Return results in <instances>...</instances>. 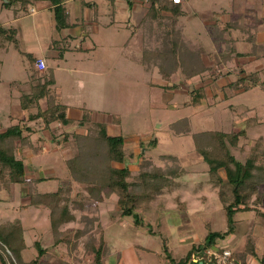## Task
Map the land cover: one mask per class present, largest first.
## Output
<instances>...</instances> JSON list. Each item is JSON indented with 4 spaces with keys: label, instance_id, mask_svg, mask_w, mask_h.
Returning <instances> with one entry per match:
<instances>
[{
    "label": "rangeland",
    "instance_id": "rangeland-1",
    "mask_svg": "<svg viewBox=\"0 0 264 264\" xmlns=\"http://www.w3.org/2000/svg\"><path fill=\"white\" fill-rule=\"evenodd\" d=\"M198 1L200 2V0H194L191 4L196 10L190 7L185 8L184 3L182 5V8L186 10V16L183 19L186 23L184 31L187 37L195 43L201 42L209 50L210 47L208 45H210L211 41L207 37L205 27L201 22L206 19L205 16L208 14V9L214 6V2L211 4L206 3L207 6H199ZM255 1L253 7H255ZM261 5L263 4L261 3ZM256 8L253 15L259 16L261 14L260 8L258 6ZM260 27L259 29H255L256 31L254 32L262 33L264 27ZM246 36L248 35L246 34ZM24 44L25 42L22 40V45ZM135 44L140 45L141 43L139 41H132L130 48ZM241 46L239 44L237 45L238 48H241ZM262 46H264V43H262ZM118 48H122V45ZM3 60V70L6 72V69H8L10 71L9 76L12 79L10 82V79H4L2 81L1 77L0 82L5 83L4 85H6L5 87L8 90L9 88L11 90V82H13L19 87V89L13 90V92L16 95L23 93L28 73V61L24 56L17 53L16 56L10 57L9 59L4 57ZM262 60H264V57ZM117 61H124V59H117ZM209 64L210 69L208 68L209 72L207 74H210L214 80L218 78H224L225 80L230 78L234 80L241 74L242 69L247 71L246 67L239 65L235 60H229L224 63L217 56L211 62L209 61ZM65 65H69V61ZM131 65L133 71L132 78L130 79H124V76L126 77L124 72L123 74L119 72L106 73L99 79L101 80L99 91L103 95L100 106L105 108V111H103L104 108L100 110L102 114H100L99 120L106 122L109 115L116 114L119 116L121 119L122 134L126 139H133V137L142 135L149 136L153 134L156 136L158 134L169 133L167 129L169 130L168 125L171 122L186 117L191 124L192 132L203 130L230 132L243 129L245 135L239 139L237 147L230 146L233 156L241 161H244L249 147L257 139H262L264 143L263 72H259V81L255 85H251L249 89L237 93H232L233 91L230 85H225L222 81H216V86L212 90L213 93L215 92L216 98L213 99L210 97L205 103L207 104L206 106L203 103L202 106L196 107L190 104V100L192 99H190V95L179 92L176 88H163L150 84L145 85L142 78L145 79L146 74L142 66L134 62ZM250 69L248 70L251 71ZM42 73L46 74V70ZM79 76L81 75L76 74L75 78ZM72 84V82L69 83L67 81L65 72L59 71L57 73L54 88L56 92L58 88H61L64 100H72V96H70V94H73L71 92L73 89ZM75 84L78 85L77 82ZM74 89L75 91L79 90V88ZM222 94L225 99H223ZM12 109L13 107L11 106L10 111ZM5 116L4 110H0V119L2 121L3 119L5 120ZM87 126V123L83 125L76 124L75 127L79 129L78 131L82 132H74L73 129L70 132L84 134ZM190 136H171V143L160 142L154 151L150 150L152 146L148 144L151 140L148 142H140V148L138 147L139 150L142 149L141 151L149 159L148 161H151L156 166L162 168L178 166L177 170L172 169L176 174L171 176L170 180L180 176L194 183V179H196L195 182L197 184L193 187L195 189L194 196L196 197L194 198L195 201L189 199L190 205L194 207L193 202H195L203 207L199 205L200 208H198L200 210H197V212L189 216L185 212L175 210L176 208L172 209L174 207L172 194L166 196L167 199L163 201L164 196L161 191L155 198L151 208H141L138 210L139 214H142L143 217V227L132 226V228H126L125 223L131 225V217H125L124 219L126 220L122 221L121 217L117 215V213H120V210L116 206V196L109 189H99L84 183L72 182L74 186L71 184L67 202L73 214V219L60 226V231L63 233L67 229L71 230L69 239L66 241L55 243L50 228L48 210L36 208L32 205L27 206L26 209L21 207L19 205L18 193L14 194V197L11 198L8 193L0 192V198L5 199L0 201V225H4V227L0 228L4 231L9 226L18 224L24 229L23 239L25 247L21 249L23 262H27L37 255L36 248L33 245V242L37 241L45 250L42 259L47 264H61L62 262L89 264L91 257L84 249L83 244L87 240L88 235L92 233L95 237H98V227L102 231V237L106 247V255L103 258L106 264H117L119 251L128 245H152L154 249L157 248L160 251L171 249L175 256H182L185 254L188 245L195 242L193 237H196L195 244H198L202 241L208 229L223 230L226 227L224 210L214 188L211 186L209 180L210 186L202 185L204 182L202 180L204 179V173L201 171L202 167L194 163L195 159L198 160L201 157L194 149L193 140ZM66 142L70 146L71 157L77 152V147L71 138L67 139ZM127 143L124 144L126 162L130 165L132 172L136 173L140 166L139 156L141 154L139 150L137 153L129 152V145ZM239 147L242 149L239 150ZM159 153L171 154H168L170 157L161 158V154ZM171 156L174 158H171ZM49 158H55L52 164L57 175H63L67 172L64 164L60 162V158L55 152L36 155V159L43 161ZM258 161L264 165V156L259 157ZM202 164L207 167L205 162ZM84 187H89V191H85L86 189ZM187 187L189 188V184ZM95 188L97 189V193L94 192ZM15 189L17 190V188ZM77 189L82 190L79 192V195H81L80 201H74L72 198L74 197L73 194L78 193L76 192ZM99 191L106 196L105 199L100 196L101 193ZM158 204H164L166 209L161 213L159 222L149 223L151 219L149 216H145L144 212L152 210ZM259 207L264 212V196L262 204ZM74 215H76L75 217L77 219L74 218ZM235 219L234 232L228 235L224 241H219V244L226 245L230 249H235L236 254L241 252L239 249L243 245H247V242L263 249L264 217L250 210L237 212ZM142 253V250L131 247L127 250L126 254L139 258L138 255L141 256ZM0 254L5 264H12V261H14L12 253L6 248H2L1 245ZM205 256L207 255L205 254ZM136 263L156 264V259L153 255L146 256L145 254L141 260L136 259ZM0 264H2L1 260Z\"/></svg>",
    "mask_w": 264,
    "mask_h": 264
},
{
    "label": "crops",
    "instance_id": "crops-1",
    "mask_svg": "<svg viewBox=\"0 0 264 264\" xmlns=\"http://www.w3.org/2000/svg\"><path fill=\"white\" fill-rule=\"evenodd\" d=\"M254 1L255 0L198 1L199 6H207L206 3L211 4L214 2V6L208 9V14L205 16L206 19L201 22L205 27L207 37H209L211 41L210 45H208V47H210L209 50L203 46L206 50L205 56L211 54V58L206 61L208 68L210 66L209 61L211 62L213 58L216 56L218 57V53L225 50L226 53H229L227 56L229 59L227 61L235 60L239 65L247 68V71L242 69L239 76H244L252 72L257 73V75L259 72L264 73V60H262L264 57V46H262V43H264V30H262L264 27V0H256L255 7H253ZM192 2H194V0H181L178 4L181 13L177 18V23L180 24L184 36L191 42H194L185 34L184 29L186 28V23L183 19L186 16V10L182 8L184 3L185 8L190 7L196 10V8L191 5ZM261 3L263 5H261ZM257 6L260 8L261 14L259 16H254L253 14ZM57 7H60L64 11L65 27L60 29L56 27L57 20L55 17V9ZM147 14V4L141 2V0H0V25L6 28H14L17 38V45L12 42H5V44L0 47V81L1 77L2 81L4 79H10L9 82L11 81L12 77L9 76L10 71L6 69V72H4L3 70V58L6 57L9 59L10 57L16 56L17 53L24 56L28 61V73L23 93H29V60H35L39 57L44 58L47 66L46 73L50 71L54 78L52 89L54 90L57 101L67 107L68 115L73 118V122L68 125H61L59 122H53L50 124V127L46 129L40 118L34 120L27 119V112L22 110L20 106V97L22 93L16 95L13 92V90L19 89V87L11 82V90L10 88L8 90L5 87L6 85H4L5 83L0 82V110H4L6 115L5 120L3 119L2 121L0 119V131L15 124L25 127L22 140L15 150L16 157L21 159L24 163L25 180L21 183H3L0 180V192L8 193L11 198L14 197V194L18 193L19 205L26 209L27 206L32 205L29 202V193L54 192L60 184V181L70 177L68 169L65 166V161L70 157L71 149L68 142L61 140L62 133L64 131L70 132L72 129L74 132H82L78 131L79 129L75 127L76 124H78L82 109L90 110L93 119H99L100 114H102L100 110L104 108L100 106L103 95L99 91V86L101 85V80L99 79L106 73L111 74L119 72L123 74L124 72L126 75L124 79H130L132 78L131 75L133 71L131 64L133 62L138 63L142 66L146 74V78H142L145 85L150 84L163 88H176L179 92L190 95V99L195 93L202 92L203 96L199 101L194 103L193 99L190 100V104L196 107L202 106L203 103L205 104L210 97L213 99L216 98L215 92L213 93L212 91L216 86V81H222L225 85L228 84L231 86V83H234L239 77L237 76L234 80L230 78L226 80L224 78L214 80L210 74H207L209 68L202 74L186 80L182 79L178 74L166 80L161 77L156 66L146 69L138 59L143 53L144 37L148 32L146 28L148 24L142 27V22ZM247 18L249 19L247 20ZM260 26H263L261 29L263 32H254L256 31L255 29L261 28ZM214 28H216L217 33H221L214 35ZM246 34L248 36H246ZM22 40L25 42L24 45H22ZM132 41H139L141 44H135L130 48V43ZM238 44L242 45L241 48L237 47ZM121 45L122 48H118L121 47ZM122 58L124 61H117V59ZM67 61H69V65H65ZM59 71L65 72L67 81L73 83V91L71 90L73 94H70L72 100L63 99L61 88H58L57 92L55 91L54 85ZM76 74L81 76L75 78ZM258 77L257 82L259 81ZM75 82H77L78 85L75 84ZM240 85L241 83H239V86ZM74 88H79V90L75 91ZM232 91V93H237L242 90H234L232 88ZM222 96L223 99H225L223 94ZM38 105L41 109L44 108V96L39 98ZM206 105L207 104H205V106ZM11 106L13 109L10 111ZM103 111H105V108ZM112 115L118 118L117 122L112 120ZM112 115H109L105 122L107 133L111 135L122 133L120 117L116 114ZM167 131L169 133L158 134L156 136L153 134L149 136L142 135L135 138L133 137V139H126L125 137V142H128L129 152L137 153L140 142L142 141L148 142L154 138L156 144L150 149L154 151L160 142L171 143V136H183V134L176 135L168 129ZM184 135L190 136V134ZM54 136H56V138H54ZM141 150H139V153L144 154ZM49 152H55L56 155H58L60 162L64 164L67 170L65 174L57 175L52 164L55 158H49L46 161L36 159L37 154L45 155ZM159 154L162 156L171 153ZM194 163L202 167L201 171L204 173V179H202L204 182L202 185L210 186L207 167L202 164L203 161L201 159H195ZM194 180L196 181V179ZM195 181L192 183L191 180L189 181L185 179V177L180 176L171 180L169 179L162 188V195L164 196L162 200L165 201L167 199L166 196L172 194V201L174 203L172 209L176 208L175 210L179 212H185L187 216L197 212V210H200V204L193 202L194 207L190 205V200L195 201L194 198L196 197L194 196L195 189L193 188L195 184H197ZM188 184L189 188L187 187ZM72 186H74V184H72ZM15 188H17V190ZM84 188L86 189L85 191H89V187ZM94 190V192L97 191L96 188ZM81 191V189H77L76 192L78 193L73 194L74 197L72 198L74 201L81 200V195H79ZM100 191L102 192V190ZM100 196L104 199L106 197L103 193H101ZM84 199L86 198L84 197ZM3 200L5 199L0 198V201ZM200 206L203 207L202 205ZM35 207L48 210V208L41 205ZM165 209L166 206L164 204H158L156 207H153L152 210L144 212V215L150 217L151 221L149 223H154L155 221L159 222L161 213L164 212ZM117 215L121 217L122 221H125L126 219L124 218L128 217L121 216L120 213H117ZM75 216L76 215H74V218L77 219ZM140 217L142 225H138L137 227L142 228L144 225L142 214H140ZM125 226L126 228H132L134 225L131 221V225L125 223ZM0 227H4V225L1 224ZM0 231H3L2 228H0ZM193 238L196 242V237ZM192 244L188 245L185 254L182 256H175L171 249H165L164 251H160L157 248L154 249L152 245H128L119 251L117 264H138L136 263V259L141 260L145 254L146 256H155L156 264H170L169 255L174 259H180L187 254L192 246H196ZM131 247L142 250L143 253L141 256L138 255L139 258L134 255L129 254V256L126 254L127 250ZM245 247L246 246L243 245L239 251L244 250ZM231 250L234 251L235 249L231 248ZM263 250L264 248L260 249L257 245H253L254 253L248 254L245 257V264H264V261L260 259ZM105 255L106 247L100 264H106L105 261H103ZM190 261L194 263L200 261L201 264H207L206 257L197 255L196 253H191ZM237 263L240 264V262Z\"/></svg>",
    "mask_w": 264,
    "mask_h": 264
},
{
    "label": "trees",
    "instance_id": "trees-1",
    "mask_svg": "<svg viewBox=\"0 0 264 264\" xmlns=\"http://www.w3.org/2000/svg\"><path fill=\"white\" fill-rule=\"evenodd\" d=\"M141 2L146 3L148 8V14L142 22V27L148 24L146 26L148 32L144 37L143 53L138 59L139 62L146 69L156 66L161 77L166 80L177 74L186 80L206 71L208 69L206 61L211 58V54L205 56L206 50L201 43L191 42L184 36L180 24L177 23L181 13L179 3L175 4L171 0H141ZM55 17L56 27L58 29L65 27L64 11L60 7L55 9ZM218 33L214 28V35ZM5 42L17 45L16 33L14 28L0 25V47ZM228 54L224 50L218 53V57L225 63L229 59ZM34 61V59L29 60L30 92L22 93L20 97V106L27 112V119L40 118L46 129L53 122H59L61 125L72 123L73 118L68 115L67 107L59 103L54 94L52 73L38 72ZM257 77L255 72L239 76L234 83H231V88L247 90L257 83ZM239 83H241L240 86ZM202 94L197 92L192 95L193 102L199 101ZM43 96L45 106L41 109L38 100ZM112 120L117 122L118 118L112 115ZM86 123L88 126L84 134L64 131L61 136V140L64 141L70 138L74 140L77 147V152L65 161L70 177L60 181L54 192L29 193L30 204L48 208L49 223L55 243L66 241L71 234L70 229L64 233L60 231V226L73 219L67 202L72 182L109 189L116 196L115 202L121 216L131 217L133 225L138 226L142 225L138 210L152 207L165 183L176 174L172 169L178 168V166L167 168L156 166L140 153L139 169L133 173L126 162L124 135L122 133L108 134L104 121L93 119L90 110L82 109L78 124ZM168 128L176 135H191L194 149L201 160L207 164L208 180L222 204L226 217L225 229H208L202 241L192 244L196 246H192L184 257L174 259L168 256L170 264H194L190 261L191 253L204 257L207 250L220 249L219 241H224L234 232L237 212L252 210L264 217V212L259 207L264 196V165L258 161L259 157L264 156V143L262 139H257L249 147L244 161H241L233 156L230 146L237 147L239 139L245 135L243 129L230 132L219 130L192 132L187 118L170 123ZM24 129L23 125L15 124L0 131V180L3 183H21L25 180L24 163L15 155ZM148 144L155 146V139L153 138ZM241 149L239 147V150ZM167 157L170 155L161 156V158ZM171 158L174 157L171 156ZM98 230V237L92 233L83 244L91 257L89 264H100L105 253V243L100 227ZM23 233L24 229L18 224L0 231V245L12 253L14 257L12 264H47L42 259L45 250L37 241L33 242L37 255L27 262L22 261L21 249L25 247ZM245 246L244 250L238 254L232 251L235 262L245 264V257L254 253L251 243L247 242ZM205 257L207 264H215L213 259ZM260 259L264 261V250ZM0 260L2 264H5L1 254ZM61 264L70 263L62 262Z\"/></svg>",
    "mask_w": 264,
    "mask_h": 264
},
{
    "label": "built area",
    "instance_id": "built-area-1",
    "mask_svg": "<svg viewBox=\"0 0 264 264\" xmlns=\"http://www.w3.org/2000/svg\"><path fill=\"white\" fill-rule=\"evenodd\" d=\"M171 2L178 4L181 0H171ZM34 66L40 73L44 72L47 68L46 62L42 57L35 59ZM205 254L208 258L213 259L215 264H238L232 257V250L226 245H220L219 250L209 249Z\"/></svg>",
    "mask_w": 264,
    "mask_h": 264
},
{
    "label": "water",
    "instance_id": "water-1",
    "mask_svg": "<svg viewBox=\"0 0 264 264\" xmlns=\"http://www.w3.org/2000/svg\"><path fill=\"white\" fill-rule=\"evenodd\" d=\"M194 264H201V262L199 261V262H197V263H194Z\"/></svg>",
    "mask_w": 264,
    "mask_h": 264
}]
</instances>
